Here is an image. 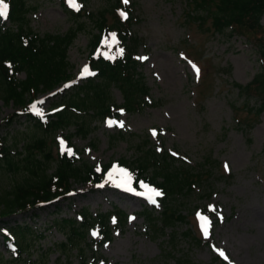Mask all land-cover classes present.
I'll list each match as a JSON object with an SVG mask.
<instances>
[{
  "label": "rangeland",
  "instance_id": "obj_1",
  "mask_svg": "<svg viewBox=\"0 0 264 264\" xmlns=\"http://www.w3.org/2000/svg\"><path fill=\"white\" fill-rule=\"evenodd\" d=\"M28 2L37 8L27 17L29 27L40 36L64 35L83 23L67 52L72 81L55 88L57 97H52L50 92L38 95L36 107H31L34 114H40L46 121L53 101L72 94L85 80L89 43L97 30L93 21L70 18L58 0ZM76 3L96 14L116 0H84L83 3L76 0ZM185 3L186 0H128L125 4L120 0L122 8L117 9L118 13L129 10L133 17L131 32L140 39L138 71L158 105L145 107L138 113H123L114 120L86 117L90 133L82 138L71 128L74 150L68 153L100 169L120 159H135L140 153L138 147L148 138L149 146L166 150L191 165L208 158L213 161L212 165H206L211 173L208 179L213 194L207 198L204 190L208 191L209 187L202 185L203 189L198 187L191 196L182 198L180 203L184 205H180V210L187 219L178 226L180 232L192 230L202 242L197 245L189 238H181L178 255L187 254L195 264H219L214 261L217 257L226 264H264V112L259 117L249 113L234 85L250 82L260 71L261 60L246 39L231 37L229 31L212 34L210 20L202 28L193 22L186 23ZM107 19L111 22V15ZM261 24L264 26V16ZM2 26H10L7 18H0ZM193 65L199 69L198 75ZM18 78L23 79V75ZM110 98L113 104H122L118 90L112 89ZM254 105L255 101H250L249 106ZM15 114L12 104L6 105L0 100V136L10 137L9 142L13 138L18 140L14 151H22L26 141L45 136L54 157L63 151L69 135L66 131L45 134L33 122L23 116L14 117ZM7 120L11 122L6 124ZM109 121H122L123 126L110 127ZM118 132L125 134V139H114ZM22 172L17 176L1 174V191L23 180L27 174ZM51 172L52 168L48 173ZM106 176V185L96 192L87 184L74 183L70 203L60 202L56 213L51 205L35 210L34 214L0 219V264H21L16 261L14 250L6 248L3 235L6 228L23 222L44 237H28L31 246L21 258L37 264L43 261L64 264L63 260L56 262L57 254L47 253L52 244L63 240L51 222L55 218H78L77 212L82 208L94 215L117 208L129 216L123 230L112 231L111 240L98 247L93 244L107 259H99L97 264H173L172 259L161 254L164 238L152 239L144 233V209L161 210L159 203L151 202L154 199L149 195L153 193L145 190L146 193L125 194L123 188L130 184L126 169H112ZM204 207L207 212L200 213ZM198 214L205 215L207 222L198 219ZM202 223L208 231L207 238L201 229ZM93 233L90 232L89 238L100 242V237Z\"/></svg>",
  "mask_w": 264,
  "mask_h": 264
},
{
  "label": "trees",
  "instance_id": "obj_2",
  "mask_svg": "<svg viewBox=\"0 0 264 264\" xmlns=\"http://www.w3.org/2000/svg\"><path fill=\"white\" fill-rule=\"evenodd\" d=\"M58 1L70 18L93 21L97 34L89 43L88 66L91 76L83 80L72 94L53 101L46 115L47 121H43L31 112V107L38 101V95L50 92L52 97H57L55 88L72 81L67 52L77 32L82 30L83 23H78V29H71L64 35L40 36L29 27L27 18L31 11L37 9L36 6L30 5L28 0H5L10 26L0 27V100L14 106V117H25L45 134L52 135L61 130L69 135L65 148L56 157L47 146L46 136L26 141L22 151H14L13 147L18 143L16 138L11 137L13 139L9 142L10 137L0 136V175L7 172L17 176L21 171L27 174L23 180L12 183L3 191L0 189V219L30 212L34 214L35 210L51 205L56 213L60 202L70 203L74 183L87 184L92 192H96L106 185V174L112 165H116L128 170L136 190L145 186L162 194L159 199L161 210L145 208L142 216L144 233L151 235L152 239L164 238L161 242L163 257L172 259L173 264H195L187 254L178 255V241L181 238H189L197 245L202 242L192 230L179 231L178 226L187 219L181 213L180 205L184 204L180 201L191 196L198 187L203 189L204 185L209 187L208 191L204 190V195L208 198L213 194L208 179L211 173L206 168L213 161L205 158L202 163L191 165L166 150L158 151L149 146L148 138L138 147L140 153L135 159H120L100 169L68 153L74 150L71 143L73 135L69 132L71 128L82 138L90 133L86 117L114 120L123 113H138L158 103L151 98L150 88L138 71L141 66L137 58L140 39L131 32L133 17L129 10L125 9L126 19L118 13L117 9L122 8L120 0L96 14L86 11L85 5L74 11L68 0ZM185 5L186 23L193 22L202 28L210 20L212 34L229 31V36L242 37L255 48L261 60L259 73L245 85H234L244 98L248 112L261 116L264 112V26L261 24L264 0H186ZM108 14L111 15V22L107 19ZM112 34H115L114 40ZM120 48L123 49L122 54L118 52ZM20 74L23 79L18 78ZM112 89L119 91L123 100L121 105L111 102ZM250 101H255L256 105L250 107ZM10 122L7 120L6 124ZM125 137V134L118 132L114 139ZM50 168L52 172L49 174ZM201 212L206 213V207ZM77 217L52 220V227L63 236V240L52 244L47 253L57 254L56 262L63 260L64 264H74V261L76 264H97L99 259L106 261L93 244L98 247L111 240L112 231L123 230L129 216L117 208L95 215L82 208L77 212ZM5 230L3 239L13 243L16 261L37 264L21 256L31 246L28 237L39 239L44 235L25 222L21 225L15 223ZM93 231L100 237V242L89 238ZM214 261L226 264L219 257ZM38 264H45V261Z\"/></svg>",
  "mask_w": 264,
  "mask_h": 264
},
{
  "label": "snow or ice",
  "instance_id": "obj_3",
  "mask_svg": "<svg viewBox=\"0 0 264 264\" xmlns=\"http://www.w3.org/2000/svg\"><path fill=\"white\" fill-rule=\"evenodd\" d=\"M68 2H69V5H70L71 7L75 8L76 10H79V7H80V6L76 3V0H68ZM123 2H124L125 4H127V3H128V0H123ZM7 9H8V5L5 3V0H0V18H7ZM121 16H122V18H125V19L127 18L126 13H123V12H122V13H121ZM112 37H113V40H114V39H115V34H112ZM118 52H119L120 54H122V53H123V49H122V48L118 49ZM143 59H146V58H143ZM193 68L195 69V71L197 72V75H198V74H199V69L196 68L195 65H193ZM84 71H87V69H85ZM92 74H94V73H92ZM82 75H83V73H82ZM32 107L35 108L36 105H33ZM108 124H109L110 127L113 126V125H118V126H121V127L123 126V122H122V121H121V122H117V121H109ZM155 134H156V133L153 132V135H155ZM69 154H71V152H69ZM225 167H226V169H227V165H225ZM154 194H155L156 196H160V195H162V194H161L160 192H158V191H155ZM151 202L155 203L154 200L151 201ZM198 217H199V214H198ZM199 219H201L202 221L207 222V217H199ZM201 229H202V231L204 232L205 237L207 238V237H208V231L206 230V227H205V224H204V223L201 224ZM93 235L95 236V235H97V233H93ZM220 254L223 255L222 252H221Z\"/></svg>",
  "mask_w": 264,
  "mask_h": 264
}]
</instances>
